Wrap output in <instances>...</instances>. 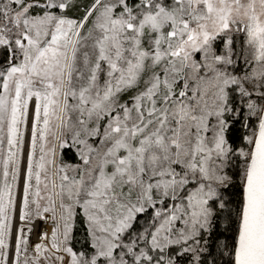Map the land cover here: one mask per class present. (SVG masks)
<instances>
[{
    "label": "snow or ice",
    "instance_id": "obj_1",
    "mask_svg": "<svg viewBox=\"0 0 264 264\" xmlns=\"http://www.w3.org/2000/svg\"><path fill=\"white\" fill-rule=\"evenodd\" d=\"M0 264H264V0H0Z\"/></svg>",
    "mask_w": 264,
    "mask_h": 264
}]
</instances>
